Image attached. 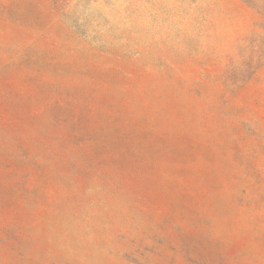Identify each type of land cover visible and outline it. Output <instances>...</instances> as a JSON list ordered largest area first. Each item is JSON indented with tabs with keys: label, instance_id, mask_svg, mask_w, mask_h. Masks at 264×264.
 I'll use <instances>...</instances> for the list:
<instances>
[{
	"label": "rangeland",
	"instance_id": "rangeland-1",
	"mask_svg": "<svg viewBox=\"0 0 264 264\" xmlns=\"http://www.w3.org/2000/svg\"><path fill=\"white\" fill-rule=\"evenodd\" d=\"M0 264H264V0H0Z\"/></svg>",
	"mask_w": 264,
	"mask_h": 264
}]
</instances>
